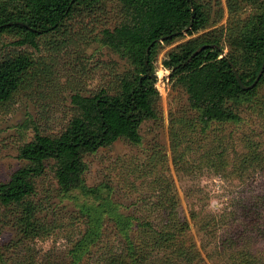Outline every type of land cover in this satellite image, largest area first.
Instances as JSON below:
<instances>
[{"label": "rangeland", "instance_id": "374dc122", "mask_svg": "<svg viewBox=\"0 0 264 264\" xmlns=\"http://www.w3.org/2000/svg\"><path fill=\"white\" fill-rule=\"evenodd\" d=\"M203 2L209 24L199 34L227 25V0ZM107 8L80 10L36 47L14 45L9 33L0 36L1 57L23 51L35 60L28 82L0 105V181L24 165L19 149L36 129L56 135L65 128L74 113L73 94L113 89L127 65L101 41L113 23ZM188 38L162 43L157 116L142 124L141 142L119 140L85 156L87 185H107L105 193L64 195L48 166L35 196L46 229L31 236H24L14 211L0 205L1 263L68 264L99 219L96 241L75 264H264V80L256 99L240 107L238 122L203 127L184 88L163 65ZM224 48L227 53L230 45ZM106 197L113 211L102 215ZM116 214L130 219L128 227ZM161 236L169 239L165 246L156 244Z\"/></svg>", "mask_w": 264, "mask_h": 264}, {"label": "trees", "instance_id": "16d2710c", "mask_svg": "<svg viewBox=\"0 0 264 264\" xmlns=\"http://www.w3.org/2000/svg\"><path fill=\"white\" fill-rule=\"evenodd\" d=\"M205 5L203 0H0V36L11 34L16 46L36 47L39 38L60 32L80 10L108 7L113 23L103 29L101 41L127 65L117 72L113 89L72 95L74 113L59 134H43L36 129L33 138L20 147L19 158L24 165L9 180L0 181V205L14 211L24 236L46 229L35 196L38 179L48 166L64 195L80 190L99 197L106 192L107 185H87L85 156L119 140L141 142L142 124L157 116L160 91L156 61L162 43L189 37L168 53L163 65L184 88L199 124L208 127L240 120L239 109L256 99L264 72L253 88L244 89L234 68L244 84L250 85L262 67L264 0H227V25L199 34L209 24ZM246 7L252 10L241 16ZM224 43L230 45L227 53ZM204 44L210 46L192 56ZM34 66V57L28 52L0 56V105L11 101L28 82ZM253 152L257 162L260 156ZM100 208L102 215L113 211L108 197ZM116 218L128 227L130 219L117 214ZM93 221L96 224L78 241L68 264H75L96 241L94 232L100 220ZM146 224L152 226L149 221ZM157 240V245L165 246L169 239L161 236ZM112 263L122 264L121 260Z\"/></svg>", "mask_w": 264, "mask_h": 264}, {"label": "water", "instance_id": "95a60500", "mask_svg": "<svg viewBox=\"0 0 264 264\" xmlns=\"http://www.w3.org/2000/svg\"><path fill=\"white\" fill-rule=\"evenodd\" d=\"M208 46H210V45H209V44H204V45H202L201 47H199V48L193 53L192 56H195L196 54H198L200 51H202L204 48H206V47H208ZM212 46H215V45H212ZM234 69H235V72H236V74H237V78H238V81H239L240 85H241L244 89H250V88H253V87L258 83L259 79L261 78V76H262V74H263V72H264V61H263L262 67H261V69H260V71H259V73H258L256 79H255L254 82H253L252 84H250V85H246V84H244V82H243L242 79L240 78V76H239V74H238L236 68H234Z\"/></svg>", "mask_w": 264, "mask_h": 264}]
</instances>
